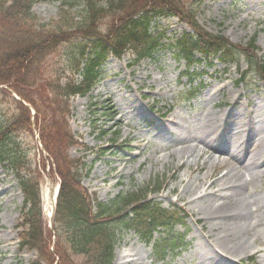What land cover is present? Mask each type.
Listing matches in <instances>:
<instances>
[{
  "label": "rangeland",
  "instance_id": "obj_1",
  "mask_svg": "<svg viewBox=\"0 0 264 264\" xmlns=\"http://www.w3.org/2000/svg\"><path fill=\"white\" fill-rule=\"evenodd\" d=\"M62 6L58 1L38 2L33 11L44 22L58 27ZM83 9L77 3L66 15L79 20ZM197 18L206 30L224 35L235 44L245 45L256 35L258 55L264 59V0H204ZM157 25L169 37L188 28L175 17H165ZM85 41L79 37L64 43L52 57L51 62L61 74L69 73V56ZM131 59L130 54L109 59L93 91L72 98L70 126L84 144L72 147L69 155L85 157L90 171L82 183L103 201L142 190L145 193L147 189V199L167 209L181 210L186 219L175 231L186 233L189 245L177 258L157 263L151 246L133 232H121L113 264H122V255L127 253L135 256L137 264H264V163L250 162L254 151L260 154L264 149L260 142L264 141V82L256 74L245 72L247 61L242 55L229 66L215 59L197 79H203L206 88L187 102L183 60L176 61L168 53L159 60H143L135 65ZM207 64L203 62L197 73ZM241 73L245 75L239 84ZM10 98L0 91V123L15 111ZM171 119L176 124L170 123ZM217 137L221 139L215 145L225 150L219 158H207L200 152V161L187 155L183 160L189 165L177 167L182 153L190 148L199 151L202 140ZM15 139L16 146L10 150L14 149L30 165L32 176L40 179L45 221L51 222L52 212L43 192L46 187L54 195L58 177L52 174L54 169L41 150L37 134L25 131ZM204 160L206 167L198 170ZM232 169L234 176L239 174L248 215L239 220V226L228 218L214 227L207 219L206 206H218L223 200L195 199L202 192L199 189L193 195L192 187H197L208 173L211 177L232 173ZM182 179L185 182L181 183ZM158 184L160 189L156 188ZM228 194L232 193L226 188L219 194L227 205L231 204ZM23 204L15 171L9 164L0 165V264H34L36 254L21 251L19 245L17 232ZM45 232L48 236V229ZM238 235L248 246L245 254L230 244L232 240L238 242ZM46 240L51 242L48 237Z\"/></svg>",
  "mask_w": 264,
  "mask_h": 264
},
{
  "label": "trees",
  "instance_id": "obj_2",
  "mask_svg": "<svg viewBox=\"0 0 264 264\" xmlns=\"http://www.w3.org/2000/svg\"><path fill=\"white\" fill-rule=\"evenodd\" d=\"M38 1L0 0V85L6 87V93L16 92L36 110L32 121L31 110L13 99L18 108L0 125V164L8 162L17 171L25 197L23 220L19 224L22 245L36 250L43 264H113L121 229L134 230L143 241L153 243L159 260H165L168 253L178 255L185 246V235L173 231L181 222L180 213L147 200L146 193L121 196L106 203L82 184L86 162L69 155L73 146L81 144L69 127V99L92 90L109 56L121 57L132 51L136 61L159 58L166 46L165 36L153 24L167 15L177 16L193 29L168 44V50L177 59L186 61L189 79L191 66L201 61L197 53H220L225 58L237 53L248 59L255 56L250 59L252 67L263 80L264 61L248 48L241 49L223 36L205 30L196 19L203 0H74L84 4L83 20L73 26L63 23L55 29L41 23L33 13ZM61 17L66 20L64 15ZM102 26L105 32H101ZM77 34L91 41L83 42L71 53V72L62 81L51 59L62 44ZM257 49L253 45V52ZM35 129L60 177L57 207L48 236L39 182L22 158L10 150L16 146V134Z\"/></svg>",
  "mask_w": 264,
  "mask_h": 264
},
{
  "label": "bare ground",
  "instance_id": "obj_3",
  "mask_svg": "<svg viewBox=\"0 0 264 264\" xmlns=\"http://www.w3.org/2000/svg\"><path fill=\"white\" fill-rule=\"evenodd\" d=\"M169 121V120H168ZM170 123L176 124L174 119L170 120ZM221 139V137H219ZM217 137L216 139L212 141H208L207 139L202 140L200 145H201V150H196V148H190L186 150V152L182 153L180 156V160L177 163V167L183 166V163L186 165H189V161L183 160L185 156L188 155V157H194L196 161L201 160V155L200 152H202L203 155H206L207 158H213L217 157L219 158L223 153V150L219 148L218 146L215 145V143L219 140ZM261 143L264 144L263 140H260ZM138 147V145H136ZM225 151V150H224ZM235 159V157H231ZM183 161V162H182ZM238 160L237 162H239ZM258 161L264 163V149L261 151L260 154H258V150L253 152V156L250 159L251 163H257ZM207 161L204 160L202 162V165L198 167V170L203 169L204 166L206 167ZM209 174V173H208ZM206 174L205 179L199 180V185L195 188L192 187V191H194V194L198 193V190L200 189V193L202 194L198 195L195 199H199L202 201H211L214 199L215 201L217 197L218 199H222L223 201L220 202V205L214 206L213 204H209L206 206L207 208V219L210 220V223H212V226L215 227L216 222H220L221 219H232L233 221L237 222V226H239V220L242 218H246V202L242 200L241 198V183L239 179V174L237 173L236 176H234V172L232 169L231 172L227 173H216L213 174L211 177L216 176L215 178L209 177V175ZM185 182V179L181 180V183ZM190 180L187 182L185 188L189 185ZM184 188V191H185ZM217 188L216 191L208 192V190H213ZM226 188V191H230L232 194H228L227 198L231 202V204L227 205L224 200L225 197L219 196L221 191ZM191 191V190H190ZM191 191V192H192ZM44 200L46 201V206L47 207H52L53 206V195L51 193V190L49 188H44ZM227 217V218H226ZM239 229H245L244 226H240ZM237 241L234 242L233 240L230 242V244L236 248V251L246 253V250H248V246L246 243L243 241V239L238 235L237 236ZM122 264H137V260L134 255L127 253L122 255Z\"/></svg>",
  "mask_w": 264,
  "mask_h": 264
}]
</instances>
